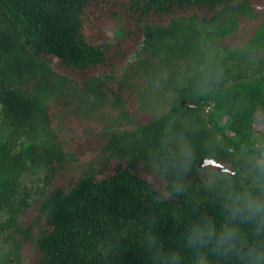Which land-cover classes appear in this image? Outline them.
Listing matches in <instances>:
<instances>
[{
  "label": "trees",
  "instance_id": "obj_1",
  "mask_svg": "<svg viewBox=\"0 0 264 264\" xmlns=\"http://www.w3.org/2000/svg\"><path fill=\"white\" fill-rule=\"evenodd\" d=\"M263 2L0 0V233L9 246L0 264H24L26 251L31 264H163L173 252L192 264L189 225L208 218L219 229L230 218L222 190L254 187L264 63L254 76L214 59L206 69L187 61L171 82L157 76L171 106L149 122L136 108L148 94L140 77L154 80L201 46L198 21L234 23L228 12ZM182 148L178 173L167 161ZM35 153L49 172L29 185L22 175ZM202 156L236 174L214 171L220 184L208 188ZM240 228L251 241V225ZM202 251L211 264H241Z\"/></svg>",
  "mask_w": 264,
  "mask_h": 264
},
{
  "label": "rangeland",
  "instance_id": "obj_2",
  "mask_svg": "<svg viewBox=\"0 0 264 264\" xmlns=\"http://www.w3.org/2000/svg\"><path fill=\"white\" fill-rule=\"evenodd\" d=\"M252 11H242L236 14L232 11L228 12V18L231 20L235 19V22L232 23L229 20L225 22H213L209 23L207 21H198L194 25V36H200L198 40L201 43V46H195L194 50L190 52L189 55H185L182 59H174V65L178 67H171L173 63L169 65L171 68H163L157 71L154 75V80L146 81V79L141 76V84L146 88V91H143V94L147 96L144 100H140L136 103V108L139 111V115L142 116V120L149 122L161 116L166 112L171 106V100L169 99V94L165 91L167 89H159L160 80L156 79L157 76H164L166 79L173 80L174 73H178L183 65L186 62H198L200 68L206 69L207 62L211 59L218 60L217 64H227L230 65L232 70H242L250 76L257 74L258 69L264 63V2L253 6ZM235 14L234 17H229ZM233 24V25H232ZM192 36V35H191ZM172 44L174 41L169 40ZM187 54V53H186ZM192 54V57H191ZM161 56H165V53H161ZM179 57V56H171ZM157 61V59H155ZM159 62L157 61V64ZM202 74V72H201ZM180 78V76L178 75ZM211 109L210 106L207 107V111ZM0 111L2 115V124L3 127L6 123V116L0 103ZM257 130L256 135V144L255 148L259 149L256 156V161L264 157V151L260 150V136L261 129ZM205 173H201L202 177L206 183V186L210 189H213V184L218 187L220 182L214 176L213 167H207ZM49 169L45 163L43 155L39 153L30 154L27 157L22 180L23 182L31 185H34L48 173ZM212 172V173H211ZM207 177L210 181H207ZM219 176V175H218ZM248 185L254 186L253 180H248ZM8 244H2L0 238V251L8 249ZM24 264H31V254L26 251L24 253ZM14 263V262H13Z\"/></svg>",
  "mask_w": 264,
  "mask_h": 264
},
{
  "label": "clouds",
  "instance_id": "obj_3",
  "mask_svg": "<svg viewBox=\"0 0 264 264\" xmlns=\"http://www.w3.org/2000/svg\"><path fill=\"white\" fill-rule=\"evenodd\" d=\"M181 152L183 155L174 156L167 161L168 166L178 173L187 168L186 150L182 148ZM175 159H185V169H176ZM253 168V188L236 191L229 184L221 192L230 213L226 224L217 229L210 219L204 218L189 225L186 236L187 245L194 250L192 264H211L207 254L202 251L209 245L217 254L236 255L241 264H264V157L256 161ZM172 190L177 194L184 190L179 175L172 185ZM240 224L251 225V241L246 239ZM160 259L163 264H181L182 261V257L175 252L162 254Z\"/></svg>",
  "mask_w": 264,
  "mask_h": 264
},
{
  "label": "water",
  "instance_id": "obj_4",
  "mask_svg": "<svg viewBox=\"0 0 264 264\" xmlns=\"http://www.w3.org/2000/svg\"><path fill=\"white\" fill-rule=\"evenodd\" d=\"M218 165H222V167ZM198 167L199 168L213 167L216 169V171H219V172H225L229 175L236 174V170H234L231 166H229L228 164H226L225 162L219 159H216L213 156L200 157L199 162H198ZM2 237H3V234L0 233V238Z\"/></svg>",
  "mask_w": 264,
  "mask_h": 264
},
{
  "label": "flooded vegetation",
  "instance_id": "obj_5",
  "mask_svg": "<svg viewBox=\"0 0 264 264\" xmlns=\"http://www.w3.org/2000/svg\"><path fill=\"white\" fill-rule=\"evenodd\" d=\"M14 258H15V257H11V259H13V260H11L12 262H13V261H15V259H14Z\"/></svg>",
  "mask_w": 264,
  "mask_h": 264
}]
</instances>
